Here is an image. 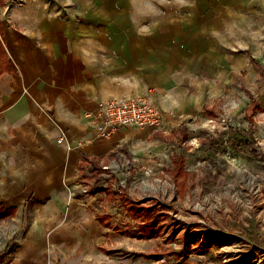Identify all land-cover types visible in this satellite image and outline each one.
<instances>
[{
    "label": "rangeland",
    "instance_id": "obj_1",
    "mask_svg": "<svg viewBox=\"0 0 264 264\" xmlns=\"http://www.w3.org/2000/svg\"><path fill=\"white\" fill-rule=\"evenodd\" d=\"M53 6L76 17L79 26L93 22L103 27L106 35L107 29L118 26L126 36L137 31L145 46L156 38V64L146 75L150 82L145 91L155 90L159 104L161 91V100L172 105L167 110L173 118L171 129L183 123L189 130L216 135L230 124L242 126L252 131L264 153V78L249 63L253 57L264 66V0H70ZM128 13L140 18L132 19ZM177 34L176 41H168ZM250 95L260 107L251 119ZM190 97L197 99L196 107L181 112L179 105ZM205 108L214 115H207ZM138 144L142 147L136 145L131 158L108 165L118 175L114 191L121 183L127 185L131 199L164 205L163 228L169 232L174 223L181 228L175 239L165 243L167 233L160 232L129 236V229H138L137 223L125 216L121 198L119 202L111 198L103 200V211L116 216L111 221L120 231L109 228L95 253L89 249L82 259L56 264H264L261 161L228 148L207 160L197 138L185 143L148 138ZM173 152L187 156L189 177L182 192L169 173ZM104 184L98 180L93 191L98 194ZM32 208H25L23 223L16 218L0 221V264L17 250L30 227ZM202 232L214 235L212 243L196 238L187 244V233L198 237Z\"/></svg>",
    "mask_w": 264,
    "mask_h": 264
},
{
    "label": "crops",
    "instance_id": "obj_2",
    "mask_svg": "<svg viewBox=\"0 0 264 264\" xmlns=\"http://www.w3.org/2000/svg\"><path fill=\"white\" fill-rule=\"evenodd\" d=\"M69 2L0 0V41L11 68L0 73V212L7 211L0 221L23 223L25 208L33 207L30 227L4 264H56L82 259L89 249L95 253L109 228L120 231L111 221L116 216L103 211V200L120 199L114 183L107 185L110 173L119 182L108 165L131 158L143 139L178 142L173 131L181 124L171 129L167 110L173 107L161 100V91L159 104L155 90L152 99L167 115L159 127H119L110 138L97 136L91 113L99 102L148 91L146 75L156 64L157 40L145 46L134 29L126 36L123 28L111 27L106 35L93 22L79 26L76 17L53 6ZM196 103L186 98L178 108L189 112ZM92 157L110 173L91 179L87 159ZM98 180L105 184L96 194Z\"/></svg>",
    "mask_w": 264,
    "mask_h": 264
},
{
    "label": "trees",
    "instance_id": "obj_3",
    "mask_svg": "<svg viewBox=\"0 0 264 264\" xmlns=\"http://www.w3.org/2000/svg\"><path fill=\"white\" fill-rule=\"evenodd\" d=\"M250 63L253 68L264 78V66L253 57L250 58ZM5 70H11L10 61L8 60L0 41V73ZM258 108L260 107L257 101L250 95V105L247 113L249 119H251L252 113ZM203 111L206 112L207 115H214L213 110L210 108H205ZM173 133L178 139V142L181 143H185L192 138H197L199 140V146L205 152L207 160L212 159L216 154H221L228 148L231 150H236L238 153H242L245 156L257 159L264 164V153L258 149L252 131L246 129L245 127L230 124L227 128L220 130L216 135H207L205 131H192L189 130L185 124H181L173 131ZM155 135L157 136V133ZM121 150L125 151L124 148H121ZM115 154L116 153L113 152L110 153L109 156L113 157ZM169 158L171 162L169 166V173L172 175V178L179 189L178 191L182 192L186 189L185 186L189 177V172L186 169L187 156L183 152H173L169 155ZM87 160L89 161V165L91 167V179L101 177L103 172L110 173L109 169L103 168V164H99L96 158L92 157ZM110 175V181H107V185L111 187V183H114L116 179L113 174L110 173ZM127 182L128 180H126L125 183ZM117 191L125 208L126 215H128L127 217L136 221L137 223L138 229H129V236H152L155 234V232H160L161 234L167 233V237L164 239L165 243L171 242L175 239L176 234L181 230V228L176 226L177 223L169 225V228H173L169 232L168 229L163 228V223L167 219L166 212L163 208L165 207L164 205H161V203H149L147 200L136 201L131 199L128 194L127 185L121 183L118 184ZM6 213L7 211L0 212V218ZM110 218L111 215H108L107 219ZM101 222L104 223L105 226H111V223L108 221L105 222L101 220ZM155 228L157 229L155 230ZM198 234V237H192V235L187 233L185 236L187 244H194L197 242V239L202 240L203 243H212L214 240V235L211 233L202 232ZM219 238H221V236L218 237V239ZM217 242L222 243V240H218Z\"/></svg>",
    "mask_w": 264,
    "mask_h": 264
},
{
    "label": "built area",
    "instance_id": "obj_4",
    "mask_svg": "<svg viewBox=\"0 0 264 264\" xmlns=\"http://www.w3.org/2000/svg\"><path fill=\"white\" fill-rule=\"evenodd\" d=\"M153 90L142 95H127L108 98L99 102L91 113L97 127V136L110 138L119 127H159L166 120L164 113L153 101ZM63 132L57 137L63 143Z\"/></svg>",
    "mask_w": 264,
    "mask_h": 264
}]
</instances>
